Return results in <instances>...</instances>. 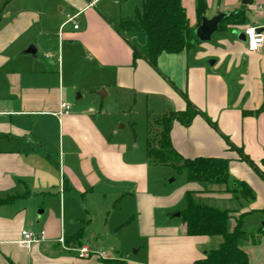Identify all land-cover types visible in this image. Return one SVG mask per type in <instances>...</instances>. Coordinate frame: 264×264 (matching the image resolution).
I'll return each mask as SVG.
<instances>
[{"label":"crops","instance_id":"0c3cea01","mask_svg":"<svg viewBox=\"0 0 264 264\" xmlns=\"http://www.w3.org/2000/svg\"><path fill=\"white\" fill-rule=\"evenodd\" d=\"M141 1L0 0V200L14 197L0 201V264H107L110 258L127 264H190L219 246L220 235L185 234L175 214L183 208L169 209L187 192L202 202L243 199L186 176L169 194L158 193L150 181L154 162L147 155V139L139 149L135 122L123 136L116 126L120 118L114 124L102 109L98 98L110 90L134 104L141 98L145 117L184 110L187 101L194 105L200 114L188 125L172 123V147L184 158H228L230 176L252 189L253 200L227 208L232 210L228 229L239 213L264 217V181L229 146L264 170V111L245 113L264 101V43L250 52L244 37L249 26L264 36V0H204L201 17L216 10L242 15L235 22L223 18L210 40L194 35L190 48L162 52L157 69L146 59L144 31L121 23ZM196 3L181 0L193 29L201 22ZM75 14L76 28L68 21ZM30 46L34 53H25ZM41 48L56 51L55 60L37 58ZM78 84L89 94L85 103L72 101ZM101 87L103 96L94 93ZM82 96L83 91L77 93ZM61 99L70 105L67 114L58 113ZM146 125L148 138L152 125ZM87 198H100L106 231H85ZM258 220L247 231L254 241L242 245L248 264H264V226ZM130 225L133 231H118ZM23 229L43 239L26 247L19 242ZM96 235L93 246L89 241ZM60 236L68 247L85 245L104 256L80 258L62 246Z\"/></svg>","mask_w":264,"mask_h":264},{"label":"trees","instance_id":"16d2710c","mask_svg":"<svg viewBox=\"0 0 264 264\" xmlns=\"http://www.w3.org/2000/svg\"><path fill=\"white\" fill-rule=\"evenodd\" d=\"M8 0H4L6 3ZM196 13L201 17L205 2L196 0ZM242 15L241 11L227 16L224 21L235 22ZM122 25L128 29H142L146 36L148 63L157 69V58L162 53H178L191 47L194 40L193 28L189 25L181 0H142L132 16L123 18ZM137 52L134 50L133 56ZM264 111V101L255 111ZM200 111L187 101L186 108L171 111L159 117H154L157 124L156 132L149 131L147 138V155L154 163L173 166L177 171L185 170L186 179L204 184L209 190L218 189L234 193L236 199L250 201L254 199L252 189L244 181L233 179L228 172L229 159L222 156L182 157L171 145L170 130L172 123L178 121L188 125ZM209 121V119L206 118ZM156 140V145L152 142ZM229 143V142H228ZM230 148L237 150L239 158L252 167L264 181V170H261L240 148L229 143ZM179 162V163H178ZM264 166V156L260 161ZM14 197L1 199L10 201ZM185 207L179 211L187 235H220L222 240L215 249L208 250L204 257L190 264H248V255L242 245L254 241L252 233L244 231V213H239L234 219V225L228 229L232 210L221 209L195 199L187 192ZM77 237V235H76ZM73 238L71 240H77ZM68 241H70L68 239ZM78 244H80L78 242ZM107 264H127L119 258L105 259Z\"/></svg>","mask_w":264,"mask_h":264},{"label":"rangeland","instance_id":"374dc122","mask_svg":"<svg viewBox=\"0 0 264 264\" xmlns=\"http://www.w3.org/2000/svg\"><path fill=\"white\" fill-rule=\"evenodd\" d=\"M50 55L53 57V61H54L56 58L55 56L57 55V52L53 51V50H44L41 48L39 50V52L37 53V58H39L41 60H44V59L45 60H51L52 58H50ZM94 76L95 75H93L91 77H93V79H94L95 78ZM85 78H86V76H85ZM83 83L86 85V80L83 81ZM77 88L78 89H76V90H72V93H71L72 101L73 102L79 101L81 103L87 102L89 99V97H88L89 94L85 90H81V88L84 89V85L78 84ZM101 89H103V87L96 90L94 93H97V95H99L98 91H100ZM80 91H81V93L83 91V96L81 98H77V93H80ZM98 99H99V102L102 101V104H103L102 109L103 110L107 109L109 111V115L113 119L114 124L116 122V117L120 118V119H118L116 126L119 128L120 133H122L123 136L126 135V133H128L130 122L132 120L135 122L136 127L134 129V133H136V137H137L136 143L138 144L139 149L144 148V144H145V141L147 139V137H145L147 121L149 124L152 125L151 130H152L153 134L156 132V129H157V126L154 125V121L152 119L153 117H155L154 114H148L145 117V113H144L145 112L144 111L145 102L141 98H138L136 100L137 103L134 104V102L132 100L131 101H129L128 99L124 100L123 98H120L117 95H115L114 92L111 90H110L108 95H106L102 98H98ZM73 102L70 104H73ZM99 102H98V104H99ZM123 124H125V129L121 128V125H123ZM152 144L156 145V140H154L152 142ZM185 176H186L185 170L177 171L173 166L168 165L166 163L165 164L154 163V165L150 167V181H152L155 190L161 194H167V193L169 194L175 188L180 186L183 183V181L185 180ZM242 201L243 200H240L238 202H236V201L234 202V200L232 199V201L222 200L220 202H215V201L214 202L203 201V202H205L209 205L221 208V209H224V208L225 209H227V208L232 209L233 207L237 206V203L240 205L246 204L245 201L244 202H242ZM185 204H186V199L184 197L182 199V201L176 207H174V209L171 208V209H169V211L179 210L181 208H184ZM100 205H101L100 198L99 199H95V198H93V199L87 198L86 199L87 211L85 212L86 213L85 217L87 218V220L89 222L88 223L89 229L85 228V231L86 230H89V231H106V230H103V227H102L103 220L106 216V212H104V210L99 209ZM113 213H115V212H112L111 214H113ZM123 213H124L123 216H126V215L128 216L130 211H127L126 213L123 212ZM256 215L257 216L254 215L252 217H244V219H243L244 231H252V226L257 223V220H258L257 218L259 216H261L259 213H257ZM258 221L262 225V223L264 222V217L262 218L261 221L260 220H258ZM132 225L128 226V228H124L123 230H121V228H120V229H118V231H133ZM97 239H99V237H97V235H96V237H93L90 239L89 243L94 246ZM102 242L107 243L110 241L106 240V238H103Z\"/></svg>","mask_w":264,"mask_h":264},{"label":"built area","instance_id":"2783aa9c","mask_svg":"<svg viewBox=\"0 0 264 264\" xmlns=\"http://www.w3.org/2000/svg\"><path fill=\"white\" fill-rule=\"evenodd\" d=\"M76 16L77 14L68 17V21L73 23V27L76 28L77 27V23H76ZM244 37H245V43H246V48L247 51L250 52H257L261 49V47L263 46L264 43V36L263 33L259 31V28L256 26H249L244 30ZM70 111V105L64 101L63 99L60 100L59 103V114H67ZM43 239V235H37L35 233H33L30 230L27 229H23L21 231V238H20V243L26 247H29L30 245H32L35 242H38L40 240ZM58 241L62 244V246L66 249H73L77 256L80 258H87L91 255H97L99 257H103L104 253L101 250L95 249V248H91L88 246H79V247H68V245L64 243V238L63 236H60V238L58 239Z\"/></svg>","mask_w":264,"mask_h":264},{"label":"water","instance_id":"95a60500","mask_svg":"<svg viewBox=\"0 0 264 264\" xmlns=\"http://www.w3.org/2000/svg\"><path fill=\"white\" fill-rule=\"evenodd\" d=\"M230 14L231 12L216 10L215 14L209 18L202 16L200 24L193 30L194 35L199 41L210 40L211 34L219 28V22ZM34 51V47L30 46L26 49L25 53L33 54ZM212 62V60L209 61V63ZM98 94L103 96L105 94L104 90L101 89L98 91ZM175 214L179 215V212H176ZM262 225L264 226V222Z\"/></svg>","mask_w":264,"mask_h":264}]
</instances>
